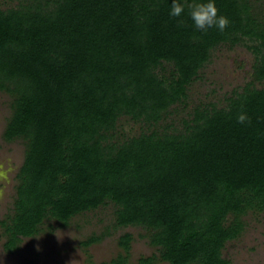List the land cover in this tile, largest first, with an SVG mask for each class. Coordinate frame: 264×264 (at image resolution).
Listing matches in <instances>:
<instances>
[{"label":"trees","instance_id":"obj_1","mask_svg":"<svg viewBox=\"0 0 264 264\" xmlns=\"http://www.w3.org/2000/svg\"><path fill=\"white\" fill-rule=\"evenodd\" d=\"M31 1L0 9V89L14 96L4 137L27 147L6 248L47 218L67 225L112 202L116 225L145 227L160 261L230 264L222 251L242 234L241 217L264 212V88L197 107L185 133L113 139L124 116L163 120L221 45L251 42L264 84V14L252 0H216L229 23L204 31L188 7L171 17V0ZM165 65L170 79L158 72ZM132 241L120 238L127 254Z\"/></svg>","mask_w":264,"mask_h":264},{"label":"rangeland","instance_id":"obj_2","mask_svg":"<svg viewBox=\"0 0 264 264\" xmlns=\"http://www.w3.org/2000/svg\"><path fill=\"white\" fill-rule=\"evenodd\" d=\"M43 4L47 0H41ZM255 9L264 14V0H252ZM32 4L31 0H0V9H18ZM46 5V4H45ZM53 7V5H51ZM253 44L244 43L217 47L211 59L200 70L199 77L189 86L187 98L172 106L164 119L155 125L120 118L113 141L124 142L146 132L158 134L185 133L187 123L193 119L197 107L211 110L228 107L230 98L243 93L253 85L264 88L254 80L255 53L249 49ZM171 66L159 69V74L170 79ZM14 96L0 89V264H113L119 256L128 257L127 264H140L141 259L156 256L153 264H170L159 260L157 247L150 244L149 231L142 226L118 227L117 206L108 202L96 210L87 211L72 218L67 225L47 218L34 237L23 238L13 250L7 249V227L15 214L18 174L26 157V142L5 140L4 134L13 115ZM244 230L239 238L227 242L222 251L230 264H264V212L249 211L241 217ZM233 220L229 216L228 222ZM133 236L127 254L119 245L120 238ZM92 238L93 244L86 245Z\"/></svg>","mask_w":264,"mask_h":264},{"label":"clouds","instance_id":"obj_3","mask_svg":"<svg viewBox=\"0 0 264 264\" xmlns=\"http://www.w3.org/2000/svg\"><path fill=\"white\" fill-rule=\"evenodd\" d=\"M188 7V15L198 30L207 31L209 28H217L223 31L229 20L226 16L219 14L216 6V0H171L169 15L171 17H181ZM248 120L245 113H241L238 117L239 123Z\"/></svg>","mask_w":264,"mask_h":264}]
</instances>
